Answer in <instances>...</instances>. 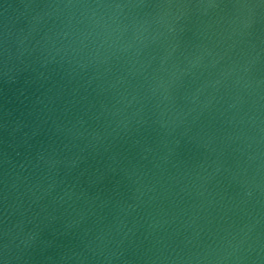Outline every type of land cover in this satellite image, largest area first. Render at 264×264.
I'll list each match as a JSON object with an SVG mask.
<instances>
[{"label": "water", "instance_id": "95a60500", "mask_svg": "<svg viewBox=\"0 0 264 264\" xmlns=\"http://www.w3.org/2000/svg\"><path fill=\"white\" fill-rule=\"evenodd\" d=\"M0 264H264V0H0Z\"/></svg>", "mask_w": 264, "mask_h": 264}]
</instances>
